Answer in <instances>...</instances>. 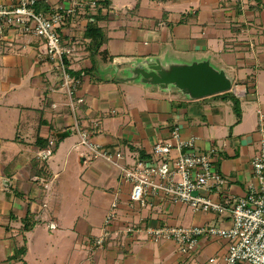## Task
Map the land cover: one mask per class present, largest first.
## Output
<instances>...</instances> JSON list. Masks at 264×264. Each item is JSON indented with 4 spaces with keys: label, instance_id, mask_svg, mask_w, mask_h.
<instances>
[{
    "label": "crops",
    "instance_id": "1",
    "mask_svg": "<svg viewBox=\"0 0 264 264\" xmlns=\"http://www.w3.org/2000/svg\"><path fill=\"white\" fill-rule=\"evenodd\" d=\"M110 1L107 8L86 6L72 24L68 20L62 27L63 43L75 50L65 57L66 69L76 83L73 104L58 64L46 58L39 38L12 29L0 41L5 50L0 52V98L20 89L32 96V107L14 99L24 116L10 140L16 148L5 151L9 140L0 139V233L7 236L12 221L22 224L26 207L13 191L24 186L32 191V211L42 205L32 213L37 215L32 231L44 219L49 230L60 229L58 242L71 232L77 235L76 261L65 264H209L210 258L227 253V239L202 236L199 247L184 254L173 242H154L146 229L229 228V211L195 212L161 196H150L148 205L141 207L130 198L131 186L120 185L118 167L103 159L90 161V151L71 138L74 132L80 138L78 131H85L97 145L111 152L121 149L126 166L140 160L158 164L151 154L153 145L173 141L171 132L178 127L182 139L196 138L195 150H216L213 165L226 181L220 193H198L228 206L244 196L253 181L251 161L259 151V113L264 116V0ZM89 22L101 27L107 37L98 51L84 36ZM167 57L181 58L185 61L181 64L209 61L231 81V89L224 92L229 95L193 98L174 87L149 85L135 77L141 65ZM37 139H48L54 145L57 141L59 158L57 147L49 159H38L37 151L47 146L40 148ZM7 153H12V159L5 166ZM20 157L29 170L17 166ZM64 180L66 187L75 180L89 206L103 208L104 214L66 215L64 208L69 206L61 199L64 192L60 189ZM119 185L122 192L112 210L110 236L99 246L96 239ZM72 203L77 204V198ZM50 223L58 227L50 229ZM131 226L141 231L128 232ZM32 255L39 259L33 247Z\"/></svg>",
    "mask_w": 264,
    "mask_h": 264
},
{
    "label": "built area",
    "instance_id": "2",
    "mask_svg": "<svg viewBox=\"0 0 264 264\" xmlns=\"http://www.w3.org/2000/svg\"><path fill=\"white\" fill-rule=\"evenodd\" d=\"M41 0H10L0 3V41L8 31L16 29L25 36L39 38L45 46L46 58L58 64L71 102L74 98L76 83L68 73L65 57L75 50L72 45L62 41V27L73 21L79 11L96 7L95 1L61 0L48 5L47 11H40L36 5ZM77 102H82L78 99ZM73 104V102H72ZM259 151L251 161L253 181L247 185L246 193L235 198L231 205L201 195L199 191H216L220 193L225 185V179L213 165L214 148L210 152L196 149V138L182 139L180 129L175 127L172 132L173 141H159L152 147V157L158 164L137 161L131 166L122 163L125 153L121 149L111 152L92 142L89 133L78 131L79 145L90 151V161L103 159L118 167L122 172L120 185H130V198L141 207L148 205L150 196L170 198L195 212L214 211L223 213L229 211L232 225L229 228L209 227H148L146 234L154 242L170 241L178 249L188 254L200 245L202 236L221 237L229 241L227 253L221 257H212L209 264H264V116L259 113L257 124ZM54 142L37 151L36 157L47 160L52 156ZM115 191L112 209L105 217L101 235L96 244L101 246L110 236L109 225L113 220V212L122 192L121 186ZM50 229H56L55 223L49 224ZM128 232L137 233L141 229L127 228Z\"/></svg>",
    "mask_w": 264,
    "mask_h": 264
},
{
    "label": "rangeland",
    "instance_id": "3",
    "mask_svg": "<svg viewBox=\"0 0 264 264\" xmlns=\"http://www.w3.org/2000/svg\"><path fill=\"white\" fill-rule=\"evenodd\" d=\"M129 0H114V2H126ZM9 2V1H8ZM144 3L151 4L152 2L150 0H143ZM154 4V3H153ZM172 13V11H171ZM172 17V15L170 16ZM190 17H188L189 19ZM9 31L7 32V34ZM3 46H0V52L5 51L3 49ZM9 52V51H7ZM5 53V52H4ZM3 54V53H2ZM1 55V54H0ZM1 94V93H0ZM32 96H30V93L26 90H17L9 94L7 98H4L3 96L0 98V139L5 138L8 139L6 145H8L5 148V151L12 150V148H16L17 144L10 141L14 138L16 133V124L19 122V119L21 116V110L14 106V99L16 101L22 102L23 104H27L30 107H32ZM24 117V116H23ZM72 141L80 140L78 138L77 132H74V137L71 138ZM70 140V141H71ZM56 141V140H55ZM71 146V145H70ZM58 147L57 141L56 144L53 146V151L55 152L56 148ZM59 151L57 152L56 159L59 158V152L61 147H58ZM76 153V152H75ZM74 153V154H75ZM9 158L4 162V165L6 162H8L11 158L12 153H7ZM4 161V160H3ZM17 166H22V168H26L27 170L30 169V166L26 163V160L20 159L17 161ZM6 166V165H5ZM10 166V165H8ZM11 169H13V166H10ZM66 181L64 180L63 185L65 186ZM61 186V191L64 192L62 195V200L65 205L69 207H65L64 211L66 215L69 214H75L80 213L82 216L86 213L88 214H94V216H99L100 214H104L103 208H93L92 206H89L88 198L86 195L82 193H78L79 189L76 181L74 180V183L71 185V187ZM64 188V189H63ZM117 187L115 188L116 191ZM14 195L17 197V199L20 198V200L23 202V204L26 207V219L29 221V223L32 225L33 221H37V215H34L32 213L39 212L42 205L37 204L34 206V209L32 211V191H29V188H25L23 186H20V189L17 191H13ZM109 193V190L106 191V194ZM77 198V204L72 203ZM63 204V205H64ZM64 207V206H63ZM69 210V211H68ZM106 212V211H105ZM49 219V218H46ZM33 220V221H32ZM1 221V220H0ZM10 229H8V235H4L0 233V264H23L22 262H12L7 263L4 262L5 258H7L8 255L13 253V245H11V235H17L20 233V227H22V224L19 222H13ZM21 225V226H20ZM66 224H64L65 226ZM1 226V225H0ZM58 227V226H57ZM99 230V229H98ZM59 230H49L45 224L44 219L34 228L32 231V227L30 232L27 233L26 239L28 241V246L30 248L29 253L25 256V261L28 262V264H65V262H75V251L77 249L76 240L77 235L73 234H66L63 237L62 242L57 241V237L60 234ZM8 237V238H7ZM10 239V240H9ZM17 242L19 245H22V239L20 237H17ZM32 247L34 251V255L38 257L39 259H35L32 256ZM74 253V255H73ZM77 257V254H76Z\"/></svg>",
    "mask_w": 264,
    "mask_h": 264
},
{
    "label": "water",
    "instance_id": "4",
    "mask_svg": "<svg viewBox=\"0 0 264 264\" xmlns=\"http://www.w3.org/2000/svg\"><path fill=\"white\" fill-rule=\"evenodd\" d=\"M183 62L181 58L167 57L155 64H143L135 71V77L149 85L174 87L193 98L220 94L231 89L232 83L226 74L216 70L209 61L181 64Z\"/></svg>",
    "mask_w": 264,
    "mask_h": 264
},
{
    "label": "trees",
    "instance_id": "5",
    "mask_svg": "<svg viewBox=\"0 0 264 264\" xmlns=\"http://www.w3.org/2000/svg\"><path fill=\"white\" fill-rule=\"evenodd\" d=\"M96 1V4L99 6L100 9L109 7L111 1L110 0H93ZM47 4L44 2V0H41L37 5L36 8L40 11H47L49 8L46 6ZM85 38H88L91 40L90 47L96 51L106 42V35L103 32V29L99 26H97L95 23L89 22L88 26L84 33ZM229 93H224L223 96L227 97ZM236 107L235 112H239V107L237 101H235ZM48 139H37V143L40 148H43L45 146H49ZM7 142V141H5ZM37 165V163H35ZM40 171L45 173L44 167L40 168ZM27 217L23 218V228L22 231H20L17 235H12L10 237L11 244L13 245V253L7 256L4 262H22L23 264H27V261H25L24 256L27 253V247H28V241L26 239V234L31 230L32 225L29 223V221L26 219ZM36 221V220H35ZM34 222V221H33ZM17 237H20L22 239V245H19L17 242Z\"/></svg>",
    "mask_w": 264,
    "mask_h": 264
}]
</instances>
